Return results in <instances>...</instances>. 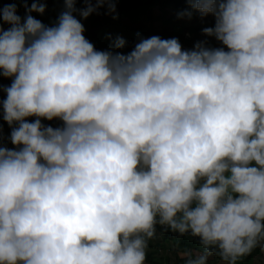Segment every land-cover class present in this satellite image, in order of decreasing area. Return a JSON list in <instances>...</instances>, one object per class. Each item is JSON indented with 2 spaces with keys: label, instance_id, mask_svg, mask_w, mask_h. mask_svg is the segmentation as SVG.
I'll return each instance as SVG.
<instances>
[{
  "label": "clouds",
  "instance_id": "clouds-1",
  "mask_svg": "<svg viewBox=\"0 0 264 264\" xmlns=\"http://www.w3.org/2000/svg\"><path fill=\"white\" fill-rule=\"evenodd\" d=\"M18 2L0 3V264H146L158 225L199 239L184 264L264 247V0H185L221 46L127 52L80 19L119 0H63L52 25Z\"/></svg>",
  "mask_w": 264,
  "mask_h": 264
},
{
  "label": "trees",
  "instance_id": "trees-1",
  "mask_svg": "<svg viewBox=\"0 0 264 264\" xmlns=\"http://www.w3.org/2000/svg\"><path fill=\"white\" fill-rule=\"evenodd\" d=\"M12 2V0H0V3ZM47 8L44 14L33 12L32 15L41 20L46 25H52L58 18L59 13L63 10V0H50L47 1ZM171 6L178 11L188 9L189 5L185 0H119L117 3V11L108 14L106 10L102 9L103 14L91 15L87 20L81 19V22L86 28L85 36L91 41L98 50H107L110 47L111 38L117 37L118 33H123L128 47L124 49L125 52L130 51L132 46L138 42L137 34L144 36L145 28L143 22L150 28H154L155 21V8ZM77 7L83 8L85 5L81 2ZM18 15L24 17L26 12L21 11V7L17 5ZM208 17V16H207ZM172 18V17H170ZM192 19V21H190ZM191 19H186L180 22L179 32L171 33V30H164L159 33V36L164 39L177 37L182 45H192L195 41L208 40V37L202 34L194 36L197 28H205L214 26L215 20H207L204 18V23L199 26L194 25V21L201 19L198 13L194 14ZM5 29L9 27L8 24L3 25ZM189 32L188 37L185 33ZM11 80L8 78L0 77V84L4 86L10 85ZM6 98L5 94L0 93V99ZM2 111V108H0ZM46 124H51L56 127L60 125V121H44ZM0 125L3 126V136L5 143L10 147L8 137L10 136L11 129L8 124L0 119ZM157 235L159 237L156 242L149 241L147 249L146 264H174L171 263L168 251H172L177 259L176 264H184V254L187 252L202 251L199 239L190 235L181 236L178 233H173L170 230H165L162 226H157ZM175 245L176 248L170 246ZM162 252V253H161ZM217 257V256H214ZM258 259L257 264H264V256L261 247H257L251 254L242 257L238 264H250L254 259Z\"/></svg>",
  "mask_w": 264,
  "mask_h": 264
},
{
  "label": "rangeland",
  "instance_id": "rangeland-1",
  "mask_svg": "<svg viewBox=\"0 0 264 264\" xmlns=\"http://www.w3.org/2000/svg\"><path fill=\"white\" fill-rule=\"evenodd\" d=\"M12 2H16L17 5H19L21 7V11L25 12V8L23 6L22 3H19L18 0H12ZM31 6V4L29 3V7ZM183 11H178L176 10V8L171 7V6H166V7H157L155 8V21H154V28H150L148 27L144 22H143V26L145 28V32H144V36L145 38L147 37H151V36H159V33L164 31V30H171V33L175 32H179L181 29H179L180 27V22L185 21L186 19H189L187 17H181L180 13ZM172 17V18H170ZM207 20H213L214 17H212L211 15H209L208 17H204ZM204 18H201L199 21H194V25L199 26L200 23H204ZM192 21V19L190 20ZM202 30L203 28H197L196 33L194 34V36L198 35V34H202ZM186 34V33H185ZM120 37L125 38L123 33H118L117 34ZM208 40L210 41V43L215 46V47H219L221 46L219 44L218 41H216L214 38L208 37ZM10 147H14V145H11L10 143ZM159 237L156 234V237L154 239H152V242H156V240H158ZM171 248H176L175 245L170 246ZM262 250V254L264 256V247H261ZM197 252V251H196ZM162 253V252H161ZM169 257H170V262L176 264L177 263V259L175 258V256L173 255L172 251H168ZM258 259H254L250 264H257ZM210 264H222V262L220 261L219 257H214L212 256L210 258Z\"/></svg>",
  "mask_w": 264,
  "mask_h": 264
},
{
  "label": "built area",
  "instance_id": "built-area-1",
  "mask_svg": "<svg viewBox=\"0 0 264 264\" xmlns=\"http://www.w3.org/2000/svg\"><path fill=\"white\" fill-rule=\"evenodd\" d=\"M47 1H50V0H47ZM28 2L31 4V3H32V0H28ZM186 35H187L188 37L190 36L189 33H186ZM196 42H197V41H195L192 45L184 44L183 47H184L185 49L192 48Z\"/></svg>",
  "mask_w": 264,
  "mask_h": 264
},
{
  "label": "crops",
  "instance_id": "crops-1",
  "mask_svg": "<svg viewBox=\"0 0 264 264\" xmlns=\"http://www.w3.org/2000/svg\"><path fill=\"white\" fill-rule=\"evenodd\" d=\"M186 33H189V32H186ZM190 34V33H189Z\"/></svg>",
  "mask_w": 264,
  "mask_h": 264
}]
</instances>
